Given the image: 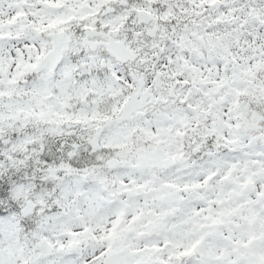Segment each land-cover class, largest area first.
<instances>
[{
    "label": "snow or ice",
    "instance_id": "1",
    "mask_svg": "<svg viewBox=\"0 0 264 264\" xmlns=\"http://www.w3.org/2000/svg\"><path fill=\"white\" fill-rule=\"evenodd\" d=\"M0 264H264V0H0Z\"/></svg>",
    "mask_w": 264,
    "mask_h": 264
}]
</instances>
